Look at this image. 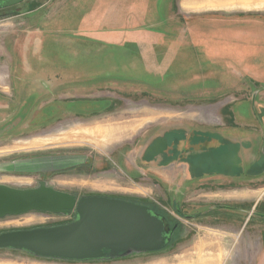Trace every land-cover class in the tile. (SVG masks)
Listing matches in <instances>:
<instances>
[{
  "label": "rangeland",
  "instance_id": "374dc122",
  "mask_svg": "<svg viewBox=\"0 0 264 264\" xmlns=\"http://www.w3.org/2000/svg\"><path fill=\"white\" fill-rule=\"evenodd\" d=\"M18 22L14 36L9 32ZM27 42L34 43L35 56L26 55ZM260 119L264 0H21L0 6V184L28 189L45 182L76 199L151 203L170 221L151 209L163 220L164 234L166 226L174 233L165 249L83 260L3 247L0 264H230L229 252L242 250L244 264L261 261L264 191L245 188L255 185L247 175L258 172L256 166L241 170L243 189L206 184L177 196L170 182L143 178L138 161L152 122L261 126ZM215 167L240 171L238 162ZM208 192L217 195H202ZM178 208L208 213L187 219ZM76 216L75 209L7 214L0 216V234L68 224ZM249 244L251 254L245 252Z\"/></svg>",
  "mask_w": 264,
  "mask_h": 264
},
{
  "label": "water",
  "instance_id": "95a60500",
  "mask_svg": "<svg viewBox=\"0 0 264 264\" xmlns=\"http://www.w3.org/2000/svg\"><path fill=\"white\" fill-rule=\"evenodd\" d=\"M19 1L0 0V6ZM33 209L56 213L75 209L77 216L68 224L3 232L0 248L83 260L115 256L131 249H159L166 245L172 233L171 230L164 234L163 220L144 204L97 195L76 199L73 194L55 190L45 182L28 189L0 184V216Z\"/></svg>",
  "mask_w": 264,
  "mask_h": 264
},
{
  "label": "crops",
  "instance_id": "0c3cea01",
  "mask_svg": "<svg viewBox=\"0 0 264 264\" xmlns=\"http://www.w3.org/2000/svg\"><path fill=\"white\" fill-rule=\"evenodd\" d=\"M105 1L106 5L114 2V0ZM153 23L156 25V22ZM12 24L16 28L9 33L14 36L18 35L19 22ZM150 27L155 26L151 23ZM136 28L141 30V24H138ZM31 44L33 47L34 43L27 42L26 44V55L29 52L35 56L29 47ZM16 47L20 50L17 44H15V49ZM253 114L256 113L252 112ZM152 123L151 126H155L154 131L145 137L146 142L138 155L139 168L143 169L141 170L143 178L151 174L150 176L163 182H170V190L179 196L195 193L196 186L206 184L234 183L236 186L239 184L238 187L243 189L245 180L242 178L241 170L244 167L250 170L256 166L259 171L247 175L253 177L248 181L254 182L255 185L252 187L248 184L245 188L258 191V193L264 191V120L260 119L261 126H252L253 124L244 126L242 123H237L235 126L218 127L183 120H177V122L161 120ZM227 133L232 134L233 137H228ZM237 162L240 169L237 172L229 173L225 168L221 170L215 167L224 164L226 166L235 165ZM202 195L217 194L208 192ZM243 195L245 194H238V196ZM250 247L251 244L246 246V253L250 252ZM240 252L242 257L243 250Z\"/></svg>",
  "mask_w": 264,
  "mask_h": 264
},
{
  "label": "flooded vegetation",
  "instance_id": "af4514ba",
  "mask_svg": "<svg viewBox=\"0 0 264 264\" xmlns=\"http://www.w3.org/2000/svg\"><path fill=\"white\" fill-rule=\"evenodd\" d=\"M89 195H92V194H89ZM146 205H148L149 207H150V209H152L153 211H155L158 215H161L162 217H165V220H166V223H170V221H169V219L167 218V216L166 215H164L163 213H162V210L158 207V206H155L154 204H151V203H146ZM231 204H218V205H216V204H214L213 206H218V207H221V208H227V209H233V210H235V211H238V210H240L239 209V206H241V205H235V206H230ZM179 214H181V215H183L184 217H186L187 219H190V218H196V217H199L201 214H205L206 212L208 213V210H205V211H201V210H197V211H194V212H196V213H193L192 215H188V213H185L182 209H180V208H178V210H176ZM187 216H190V217H187ZM263 218H264V215H263ZM167 225V224H166ZM168 232V229H167V226H166V232H165V234ZM173 235H174V233L171 235V237H170V241H168L169 243L171 242V240H172V238H173ZM167 246L168 245H166V247H164V248H162V249H165V248H167ZM162 249H160V250H162ZM155 251H157V250H155ZM147 252H149V251H147ZM250 253V252H249ZM229 254H231V255H233V256H230L231 257V260H233V261H231L230 262V264H237V262H235L236 260H238V264H244L245 262L243 261V259H242V257H241V252H239V251H236V252H234V254L233 253H231V252H229ZM251 254V253H250ZM240 257V259H238ZM262 260L260 261L259 260V257H256L255 258V260L254 259H252V260H247V262L249 263V264H264V257L263 258H261ZM228 262V261H227ZM227 262H225V264H227ZM246 262V263H247Z\"/></svg>",
  "mask_w": 264,
  "mask_h": 264
},
{
  "label": "bare ground",
  "instance_id": "6f19581e",
  "mask_svg": "<svg viewBox=\"0 0 264 264\" xmlns=\"http://www.w3.org/2000/svg\"><path fill=\"white\" fill-rule=\"evenodd\" d=\"M98 127V126H97ZM123 127V126H122ZM120 128V127H119ZM96 130H99V129H97L96 128ZM113 130H115V129H113ZM105 131H106V129H105ZM91 132V131H90ZM94 132V131H93ZM97 132V131H96ZM99 132V135H101L103 132H102V130H100V131H98ZM107 132H108V130H107ZM85 133V132H84ZM86 134V133H85ZM88 134V133H87ZM96 134V133H95ZM94 134V135H95ZM98 134V133H97ZM104 134V133H103ZM84 135V134H83ZM89 135V134H88ZM88 135H87V137H88ZM94 135H92V136H94ZM105 135V134H104ZM109 135H111V134H109ZM90 136V135H89ZM106 136V135H105ZM81 137V136H80ZM104 137V136H103ZM84 138V137H83ZM94 138V137H93ZM101 138V137H100ZM95 139H96V137H95ZM97 140H100V139H97ZM94 145H96V146H99L100 144L98 143V142H95L94 143Z\"/></svg>",
  "mask_w": 264,
  "mask_h": 264
}]
</instances>
